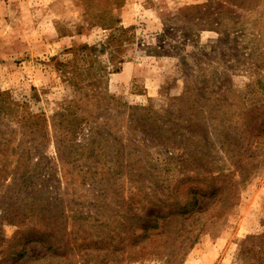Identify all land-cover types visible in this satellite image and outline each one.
<instances>
[{
    "label": "rangeland",
    "instance_id": "374dc122",
    "mask_svg": "<svg viewBox=\"0 0 264 264\" xmlns=\"http://www.w3.org/2000/svg\"><path fill=\"white\" fill-rule=\"evenodd\" d=\"M215 176L234 205L173 264H264V0H0V260Z\"/></svg>",
    "mask_w": 264,
    "mask_h": 264
},
{
    "label": "trees",
    "instance_id": "16d2710c",
    "mask_svg": "<svg viewBox=\"0 0 264 264\" xmlns=\"http://www.w3.org/2000/svg\"><path fill=\"white\" fill-rule=\"evenodd\" d=\"M222 13L224 11L218 15ZM255 119L252 110L247 117V125L250 128L253 126L256 133L252 142L259 135L257 127L260 123ZM197 182L199 184L192 185L188 190L190 198H186L185 202L152 203V208L146 209L144 214L132 212L124 217V221L113 225L112 233L102 232L96 239L66 230L58 237L53 227L48 231L34 228L18 231L8 241L0 264H111L149 256L166 259L170 264L180 263L210 220L217 222L220 217L226 216L237 196V183L222 176ZM198 195L209 200L210 205L200 208ZM211 206L214 208L212 211ZM31 243L43 245V255L29 256L27 248Z\"/></svg>",
    "mask_w": 264,
    "mask_h": 264
}]
</instances>
